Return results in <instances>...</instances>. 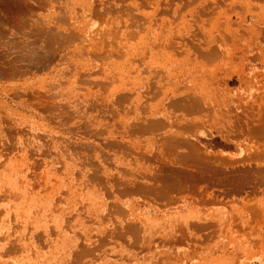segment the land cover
Listing matches in <instances>:
<instances>
[{
  "label": "rangeland",
  "instance_id": "1",
  "mask_svg": "<svg viewBox=\"0 0 264 264\" xmlns=\"http://www.w3.org/2000/svg\"><path fill=\"white\" fill-rule=\"evenodd\" d=\"M0 264H264V0H0Z\"/></svg>",
  "mask_w": 264,
  "mask_h": 264
}]
</instances>
